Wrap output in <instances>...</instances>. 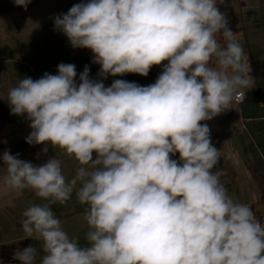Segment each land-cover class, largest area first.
I'll return each instance as SVG.
<instances>
[{
  "label": "clouds",
  "instance_id": "obj_1",
  "mask_svg": "<svg viewBox=\"0 0 264 264\" xmlns=\"http://www.w3.org/2000/svg\"><path fill=\"white\" fill-rule=\"evenodd\" d=\"M27 8L31 0H13ZM218 0H87L57 15L54 30L89 49L102 79L85 66L22 78L10 88V114L26 117L29 145L63 150L79 167L71 180L55 157L35 166L5 150L4 182L43 203L22 212L25 239L42 242L40 264H264V224L213 171L220 151L211 120L254 86L243 46ZM222 39V42H221ZM163 62L154 83L147 77ZM95 153V158L94 154ZM179 159H174L176 154ZM75 191L89 231L70 237L52 205ZM29 245L13 259L36 264Z\"/></svg>",
  "mask_w": 264,
  "mask_h": 264
},
{
  "label": "rangeland",
  "instance_id": "obj_2",
  "mask_svg": "<svg viewBox=\"0 0 264 264\" xmlns=\"http://www.w3.org/2000/svg\"><path fill=\"white\" fill-rule=\"evenodd\" d=\"M81 2L87 0H31L25 9L16 6L13 0H0V264H20L19 261H13V253L29 245L37 248L40 253L36 264H40V257L43 255L41 241L25 239L21 220L22 212L28 206L44 201L36 197L31 190L18 192L8 187L3 179L6 175L3 152L10 150L11 154H19V159L35 166L43 165L55 157L61 161L62 172L67 180L74 177L79 167L75 159L69 158L58 147L47 145V151H44L45 145L26 143V137L32 131L31 122L26 117L10 114L8 92L22 78L30 77L36 80L45 73L57 74V65L60 63L76 66L77 83L85 66L89 68L90 79H102L98 75L100 65L93 63L91 50L73 48L65 35L54 30L55 17L67 13L74 4ZM261 5H264V0H232L231 3L233 14L238 16L239 13V18L244 16L241 24H245V27L250 25L253 16L249 6L260 11ZM242 7L246 8L244 12ZM246 31L242 46L247 55L248 46L247 43L245 45V40L251 42L250 34L253 30L248 27ZM262 55L264 57V52ZM247 57L250 64L251 58L248 55ZM164 63L167 62L153 66L147 77L132 73L115 77L109 75L107 79H103V83L108 87L114 80L123 79L140 86H148L154 83L163 71ZM258 70L263 71L264 64L251 67V71ZM257 94L259 92L253 94V97ZM229 111L233 112L230 115L233 118L231 123L225 119ZM241 112L248 116L243 123L238 120ZM262 114L264 103L258 100L247 101L242 105L233 102L231 108L211 120L202 122L209 127L211 142L220 151V161L213 171L219 172L221 182L234 199L249 205L253 212L258 208L256 200L260 198L261 189L258 180L254 179L252 166L259 165L264 170V117L256 118V115ZM93 155L95 158V153ZM173 158L178 160L179 154ZM86 207L87 205L78 202L75 191L65 204L52 205V210L61 221L63 229L70 237L77 238L81 246H86L85 237L90 230L83 220ZM1 257L8 258L3 261Z\"/></svg>",
  "mask_w": 264,
  "mask_h": 264
},
{
  "label": "crops",
  "instance_id": "obj_3",
  "mask_svg": "<svg viewBox=\"0 0 264 264\" xmlns=\"http://www.w3.org/2000/svg\"><path fill=\"white\" fill-rule=\"evenodd\" d=\"M232 0H218L217 6L220 8V11L225 15V17L229 21V25L234 33L235 39L242 45V39L245 36L246 37V30L248 27L253 30V32L250 34V41L247 42L245 40V45L247 43L248 51L247 55L250 56V66L253 67L254 65L262 66L264 64V57L262 55V52H264V5H261L260 11H257L254 7L249 6V11L253 12L252 19L250 21V25L245 27V24H241L244 16L242 18H239L240 15L238 13V16H235L233 13L231 7ZM246 8L242 7V11L244 12ZM255 9V10H253ZM238 10V9H237ZM246 28V29H245ZM262 33V34H261ZM244 41V40H243ZM222 42V39H221ZM251 47V48H250ZM254 56V57H253ZM249 61V60H248ZM256 63V64H255ZM251 75L254 78V86L246 93L245 100L242 103H238L235 101V104H245L247 101L251 100H258L259 102L264 103V70H258V71H251ZM260 85V87H259ZM259 87L258 91L256 90ZM259 92L257 94V98L253 97V94ZM233 112L229 111L227 114L228 116L225 117L227 122H232V117L230 116ZM246 114L244 112H241L240 118L238 119L240 122H245L247 120ZM260 117H264V114L256 115V118L259 119ZM253 173L255 176V180H258L259 187L261 189L260 191V198H257L258 202V208L256 211L261 212L262 219H264V170L261 169V167L258 165L252 166ZM262 170V171H261ZM235 188V187H234Z\"/></svg>",
  "mask_w": 264,
  "mask_h": 264
},
{
  "label": "trees",
  "instance_id": "obj_4",
  "mask_svg": "<svg viewBox=\"0 0 264 264\" xmlns=\"http://www.w3.org/2000/svg\"><path fill=\"white\" fill-rule=\"evenodd\" d=\"M254 214H255V216H256V218H257L258 220H261V219H262L261 212L256 211ZM6 258H8V257H6ZM6 258L1 257V260L5 261ZM13 261L15 262V261H17V260L13 259Z\"/></svg>",
  "mask_w": 264,
  "mask_h": 264
},
{
  "label": "built area",
  "instance_id": "obj_5",
  "mask_svg": "<svg viewBox=\"0 0 264 264\" xmlns=\"http://www.w3.org/2000/svg\"><path fill=\"white\" fill-rule=\"evenodd\" d=\"M243 100H244V99H243ZM243 100H242V101H243ZM242 101H237V102L240 103V102H242ZM259 221H260L262 224H264V219H261V220H259Z\"/></svg>",
  "mask_w": 264,
  "mask_h": 264
}]
</instances>
